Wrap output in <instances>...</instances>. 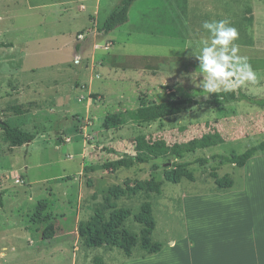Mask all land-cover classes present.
Listing matches in <instances>:
<instances>
[{
	"label": "rangeland",
	"instance_id": "obj_1",
	"mask_svg": "<svg viewBox=\"0 0 264 264\" xmlns=\"http://www.w3.org/2000/svg\"><path fill=\"white\" fill-rule=\"evenodd\" d=\"M98 1L0 0V124L33 137L13 147L0 127V264H139L127 260L148 257L156 249L166 252L186 235V193L223 191L232 176L236 192L241 191L240 169L212 156L239 155L264 141L260 107L246 101L195 106L151 123L104 127L111 115L174 97L208 100L214 93L205 98L196 87L201 73L197 77L199 70L191 68L199 64L184 63L180 38L155 37L139 27L142 13L157 0L137 1L129 22L110 33L102 32L101 25L122 0H104L107 5L99 11ZM241 1L244 21L235 25L238 54L248 58L258 83L240 88L251 99H264V0H256L261 4L251 26L246 24L247 0ZM172 66L176 70H169ZM180 66L183 71H177ZM20 105L30 106V113L10 112ZM214 131L224 141L215 147L148 164L131 159L138 138L182 146ZM201 158L211 160L200 165ZM119 159L128 166L106 168ZM153 163L162 167L154 171ZM262 169L258 188L264 187ZM184 171L193 181L165 180L166 172ZM152 180L161 184L159 195L139 189ZM146 204L152 225L145 221ZM114 214L127 215L113 226L117 239L87 248L79 226L95 215L113 223ZM145 227L151 230L147 239ZM123 234L128 251L121 248Z\"/></svg>",
	"mask_w": 264,
	"mask_h": 264
},
{
	"label": "crops",
	"instance_id": "obj_2",
	"mask_svg": "<svg viewBox=\"0 0 264 264\" xmlns=\"http://www.w3.org/2000/svg\"><path fill=\"white\" fill-rule=\"evenodd\" d=\"M103 1H98V11L107 5ZM137 1L140 0L130 6L125 24L129 22V12ZM157 1L142 13L139 27L152 31L155 37L158 35L175 41L180 38L178 43L183 46L180 54L186 55L184 63L187 64H199L195 55L199 53L200 41L208 35L201 27L204 21L228 20L235 28L238 21H244L241 0ZM260 4L256 0H247L245 14L248 26L253 24L254 11ZM185 32L192 35L187 36ZM127 34L129 37L132 35ZM173 68L169 70H176ZM182 69L180 66L177 71ZM191 70H199L194 72L199 77L198 66H193ZM249 85L242 87L246 90ZM260 111L261 121L264 122V107H260ZM235 168L240 169V192H236V180L232 176V183L223 191H208L205 188L200 195L194 191L186 193L183 201L186 235L181 243L172 241L166 252L159 250L148 255L150 258L146 261L143 260L148 257L127 261L139 264H264V187L258 188L260 184L256 186V182L261 183L258 174L259 169L264 168V155L260 158L254 156L243 167Z\"/></svg>",
	"mask_w": 264,
	"mask_h": 264
},
{
	"label": "trees",
	"instance_id": "obj_3",
	"mask_svg": "<svg viewBox=\"0 0 264 264\" xmlns=\"http://www.w3.org/2000/svg\"><path fill=\"white\" fill-rule=\"evenodd\" d=\"M136 0H122L120 5L117 8L109 13V15L105 18L103 24L101 25V31L104 33H110L114 31L116 28L124 25L128 19V11L130 6ZM11 46V45H9ZM95 98V97H92ZM241 101H246L249 104L255 105L257 107H264V99H251L242 93L241 88H238L235 92H220L214 93L212 97L208 100L198 101L192 98L183 99L180 97H174V99L160 103V104H151L147 106H141L137 109L126 111L123 113L111 115L107 117L104 122V127L116 128L121 125H125L127 123L133 124H145L156 122L158 120L177 116L195 106H225L232 103H237ZM31 107H24L23 105L15 106L10 109V112L13 115H25L30 113ZM1 130L4 133L5 139L9 142L13 147H20L26 142L33 140L32 135L29 133L23 132L17 128H12L5 122L0 124ZM223 138L217 131H214L211 134H205L200 139L191 140L187 145H173L169 147L163 140H159L157 142H146L142 138H138L135 141L134 151H136L137 155L131 157V159L138 164H148L151 159L162 158L166 156H174L175 158H182L185 153H192L196 150L208 149L211 147H215L219 144H222ZM264 152V141L259 143L256 146H253L247 149L245 152L236 155L224 156V155H215L212 156L211 159H218L221 163H226L233 165L235 167H243L250 159H252L258 153ZM211 159L201 158L197 160V163L200 165H206L209 163ZM107 169H117L124 168L128 166V162L125 159H119L114 164H106ZM162 167L158 163L152 164V170H158ZM215 175V174H214ZM184 177L189 181H193L191 175L187 172H182L179 175H176L175 172H166L165 180L171 184H177L179 180ZM161 184L155 181H147L144 183L141 188L142 191L146 193H154L160 194ZM132 194L135 193L134 190H129ZM146 212V223L152 225V221H147L150 219V207L149 204L145 205ZM127 215L123 214L120 216L119 214L112 215L113 223L111 222H102L97 215H95L88 223L82 224L78 228L79 238L82 240L83 244L87 248H92L99 246L100 244H110L117 239L115 234H112L115 230L114 225H119L121 221ZM145 238L151 235V230L145 227L144 231ZM51 236H45V239H50ZM149 243V241H147ZM121 248L124 251H128V242L126 239V235L123 234L121 236ZM159 251L156 249L155 251L149 253V255L155 254Z\"/></svg>",
	"mask_w": 264,
	"mask_h": 264
},
{
	"label": "clouds",
	"instance_id": "obj_4",
	"mask_svg": "<svg viewBox=\"0 0 264 264\" xmlns=\"http://www.w3.org/2000/svg\"><path fill=\"white\" fill-rule=\"evenodd\" d=\"M207 38L199 43L202 80L196 84L205 98L211 93L235 92L246 84H257L258 76L247 57L240 56L238 30L228 20L204 21L201 25Z\"/></svg>",
	"mask_w": 264,
	"mask_h": 264
}]
</instances>
